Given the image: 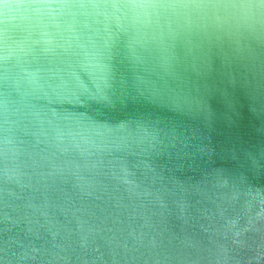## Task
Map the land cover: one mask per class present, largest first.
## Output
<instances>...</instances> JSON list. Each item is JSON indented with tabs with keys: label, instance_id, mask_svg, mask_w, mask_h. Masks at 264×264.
<instances>
[{
	"label": "water",
	"instance_id": "95a60500",
	"mask_svg": "<svg viewBox=\"0 0 264 264\" xmlns=\"http://www.w3.org/2000/svg\"><path fill=\"white\" fill-rule=\"evenodd\" d=\"M0 264H264V0H0Z\"/></svg>",
	"mask_w": 264,
	"mask_h": 264
}]
</instances>
